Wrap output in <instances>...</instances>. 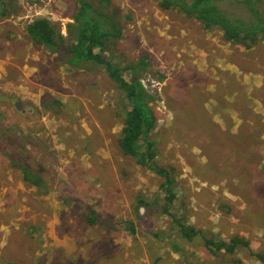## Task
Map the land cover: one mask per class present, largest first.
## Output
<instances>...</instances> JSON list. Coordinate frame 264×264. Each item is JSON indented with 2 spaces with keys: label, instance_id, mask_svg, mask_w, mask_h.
I'll list each match as a JSON object with an SVG mask.
<instances>
[{
  "label": "rangeland",
  "instance_id": "obj_1",
  "mask_svg": "<svg viewBox=\"0 0 264 264\" xmlns=\"http://www.w3.org/2000/svg\"><path fill=\"white\" fill-rule=\"evenodd\" d=\"M1 2L0 264H264V41L233 44L158 0L101 2L122 26L103 55L126 80L135 67L154 100L169 204L163 177L119 146L126 100L104 67L65 64L27 32L44 17L68 35L76 0ZM234 237L248 245L205 242Z\"/></svg>",
  "mask_w": 264,
  "mask_h": 264
},
{
  "label": "trees",
  "instance_id": "obj_2",
  "mask_svg": "<svg viewBox=\"0 0 264 264\" xmlns=\"http://www.w3.org/2000/svg\"><path fill=\"white\" fill-rule=\"evenodd\" d=\"M99 1V4H94L90 0H76L78 7L71 17L72 22L67 23L68 35L62 34L56 23L44 17L31 21L27 25V32L34 43L56 53L65 64L79 67L84 62H89L91 65L104 67L110 79L122 90L126 100L122 113L124 119L118 141L119 146L124 154L135 157L140 164L149 167L163 177L164 183L160 187L165 191V199L170 204L175 197L172 191L171 175L165 168L152 166L155 158L154 142L148 138V134L152 131L156 121L152 104H149L150 100H152L151 103L154 100L143 85L135 67L130 66L132 76L126 80L122 75V70L126 67L115 66L103 55L104 50L111 51L109 43L115 44V41L110 38L122 36V26L119 25L118 12L114 18L103 10L104 6H100L101 2L109 4L106 3L109 0ZM221 1L158 0V6L164 10L177 8L197 19L204 29L218 28L225 40L245 48H251L258 40L264 41V11L261 6L263 0H229L236 1L246 8V18L233 16L224 11L220 6ZM68 39L72 40L68 42ZM142 65H146L143 60ZM253 137L257 138L255 135ZM141 146H143L142 151ZM21 169L25 179L34 184L42 183L39 176L28 173L26 169ZM167 206L164 212L169 214ZM89 221L95 222L96 218L89 217ZM179 226L183 236L190 237L193 234L187 226L183 224ZM123 228L135 232L132 222H128ZM205 242L207 246L213 245L215 249H225L229 252L235 250L239 244L248 245L246 241L236 237L230 238L228 244L224 241L216 242L209 239H205ZM256 256L264 262V250Z\"/></svg>",
  "mask_w": 264,
  "mask_h": 264
},
{
  "label": "water",
  "instance_id": "obj_3",
  "mask_svg": "<svg viewBox=\"0 0 264 264\" xmlns=\"http://www.w3.org/2000/svg\"><path fill=\"white\" fill-rule=\"evenodd\" d=\"M2 12H3V5H2V3L0 1V13H2ZM17 107H19V104H17Z\"/></svg>",
  "mask_w": 264,
  "mask_h": 264
}]
</instances>
